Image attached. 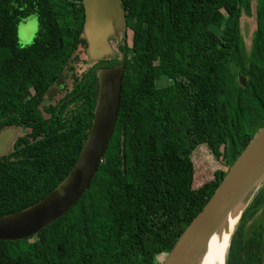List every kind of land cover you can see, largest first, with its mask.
Listing matches in <instances>:
<instances>
[{"label": "trees", "instance_id": "1", "mask_svg": "<svg viewBox=\"0 0 264 264\" xmlns=\"http://www.w3.org/2000/svg\"><path fill=\"white\" fill-rule=\"evenodd\" d=\"M120 5L115 53L76 74L81 0H0V131L14 130L0 156V215L67 174L90 127L96 69L123 56L116 120L88 187L37 234L0 240V264H160L222 178L194 184L195 149L228 169L264 126V0ZM31 14L37 31L20 45L16 26ZM61 71L65 95L52 104ZM236 211L224 264H264V185Z\"/></svg>", "mask_w": 264, "mask_h": 264}, {"label": "water", "instance_id": "2", "mask_svg": "<svg viewBox=\"0 0 264 264\" xmlns=\"http://www.w3.org/2000/svg\"><path fill=\"white\" fill-rule=\"evenodd\" d=\"M83 8L82 36L90 62L111 56L125 29L121 0H81ZM248 22L242 24L244 38ZM112 39L114 47L111 45ZM123 56L112 66L95 72L96 97L92 119L78 156L67 174L44 197L16 212L0 215V240L31 237L66 212L88 187L101 162L116 120L119 104ZM61 71L47 90L50 97L60 85ZM241 86L245 79L237 75ZM13 130L0 132V142L9 140ZM264 179V126L240 151L215 187L203 207L188 223L160 264H195L204 242L237 207L252 196ZM237 212V213H235Z\"/></svg>", "mask_w": 264, "mask_h": 264}, {"label": "rangeland", "instance_id": "3", "mask_svg": "<svg viewBox=\"0 0 264 264\" xmlns=\"http://www.w3.org/2000/svg\"><path fill=\"white\" fill-rule=\"evenodd\" d=\"M242 20H246L250 22V26L248 29V35L253 27V24L251 23V18L242 16ZM38 28V22L36 19V16L34 14L29 15L28 17L22 19L16 26V40L17 43L20 45H26L31 42L32 38L34 37L36 31ZM127 41H129L130 31L127 30ZM247 39V38H246ZM248 43V41H247ZM111 45L114 47V42L111 41ZM76 59L71 60V65L73 66V71L76 74L81 73L82 71L86 70L87 67L90 65L86 52L82 47H78L75 51ZM70 81L66 80L65 85L66 87L69 86ZM52 103V101H51ZM45 117V114H42ZM197 154V157L195 156ZM202 161H201V157ZM196 157V158H195ZM194 160V171H193V179L194 184H199L202 181H206L208 179H211L214 177H223L222 173H225L227 168L223 165H221L216 160L212 159L209 156H206L205 150L202 146H198L195 149V152L193 154ZM264 185V179L260 181L258 184V189H260ZM256 188V189H257ZM241 208V205L237 207V210Z\"/></svg>", "mask_w": 264, "mask_h": 264}, {"label": "bare ground", "instance_id": "4", "mask_svg": "<svg viewBox=\"0 0 264 264\" xmlns=\"http://www.w3.org/2000/svg\"><path fill=\"white\" fill-rule=\"evenodd\" d=\"M236 220V215H229L222 221V224L204 242L195 264H224L225 253Z\"/></svg>", "mask_w": 264, "mask_h": 264}, {"label": "flooded vegetation", "instance_id": "5", "mask_svg": "<svg viewBox=\"0 0 264 264\" xmlns=\"http://www.w3.org/2000/svg\"><path fill=\"white\" fill-rule=\"evenodd\" d=\"M81 47V46H80ZM89 67V66H88ZM87 67V68H88ZM97 70V69H96ZM65 80V79H64ZM66 81V80H65ZM66 87V86H65ZM63 89H64V84L61 85L57 88V91L56 93H54L51 98L48 100V102L52 101V104H54L55 102H57L58 100H60V98H62L65 94L63 92ZM46 101V99H45ZM6 131L7 130H13L12 128L10 129H5ZM14 131V130H13ZM1 132V131H0ZM13 137V136H12ZM12 137L9 139V140H6L5 142H0V156H3L6 154L7 150H8V146H9V143L12 139Z\"/></svg>", "mask_w": 264, "mask_h": 264}]
</instances>
